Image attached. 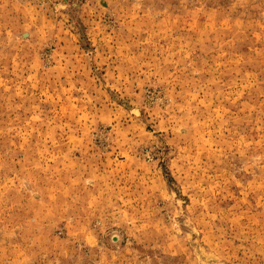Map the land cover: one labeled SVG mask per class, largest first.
<instances>
[{
    "label": "rangeland",
    "instance_id": "rangeland-1",
    "mask_svg": "<svg viewBox=\"0 0 264 264\" xmlns=\"http://www.w3.org/2000/svg\"><path fill=\"white\" fill-rule=\"evenodd\" d=\"M0 264H264V0H0Z\"/></svg>",
    "mask_w": 264,
    "mask_h": 264
}]
</instances>
